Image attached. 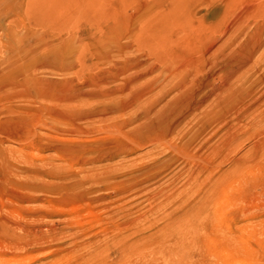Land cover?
Wrapping results in <instances>:
<instances>
[{"label": "rangeland", "instance_id": "rangeland-1", "mask_svg": "<svg viewBox=\"0 0 264 264\" xmlns=\"http://www.w3.org/2000/svg\"><path fill=\"white\" fill-rule=\"evenodd\" d=\"M154 12L155 0H0V264H264L263 123L221 114L226 179L212 181L196 145L139 146L141 121L128 123L145 86L116 94L109 117L99 99L68 98L125 86H94L124 59H95L91 24L116 25L109 37L146 60L136 32Z\"/></svg>", "mask_w": 264, "mask_h": 264}, {"label": "bare ground", "instance_id": "bare-ground-1", "mask_svg": "<svg viewBox=\"0 0 264 264\" xmlns=\"http://www.w3.org/2000/svg\"><path fill=\"white\" fill-rule=\"evenodd\" d=\"M197 1L155 0L154 15L136 32L150 51L146 60L132 55L129 45L109 37L116 25L92 23L82 38L97 43L95 59H124L123 69L103 75L94 86L116 83L119 76L125 77V86L92 95L73 93L68 98L99 99L104 103L101 116L109 117L117 113L110 105L116 94L145 86L134 98L137 103L147 101V109L142 118L128 123L141 121L139 139L145 143L139 146L153 142L155 147L173 146L189 157L190 147L196 145L204 151L201 169H207L212 181H219L226 179L215 171L225 139L218 127L221 114L229 121L264 124V0H221L201 9ZM247 68H254L252 76L245 73ZM122 135L130 138L128 132Z\"/></svg>", "mask_w": 264, "mask_h": 264}]
</instances>
